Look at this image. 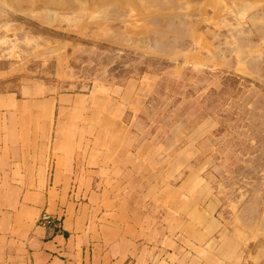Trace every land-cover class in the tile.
Returning a JSON list of instances; mask_svg holds the SVG:
<instances>
[{
	"label": "rangeland",
	"instance_id": "rangeland-1",
	"mask_svg": "<svg viewBox=\"0 0 264 264\" xmlns=\"http://www.w3.org/2000/svg\"><path fill=\"white\" fill-rule=\"evenodd\" d=\"M0 170L5 264H264V0H0Z\"/></svg>",
	"mask_w": 264,
	"mask_h": 264
},
{
	"label": "crops",
	"instance_id": "crops-1",
	"mask_svg": "<svg viewBox=\"0 0 264 264\" xmlns=\"http://www.w3.org/2000/svg\"><path fill=\"white\" fill-rule=\"evenodd\" d=\"M13 98V96L11 94L6 95L5 96V101L2 100V102H5L4 105L2 107L5 106V104L9 101H11ZM43 157V159L41 160V162H44V155L41 156ZM56 162V159L54 160V158L51 159V162L54 166V163ZM56 166V164H55ZM54 166V167H55ZM20 170V168H19ZM22 170V169H21ZM2 171V170H0ZM35 171H36V177L40 176L41 178L36 179L35 180V186H33L35 189H32L33 192L28 191V188H26V186L28 187V185H25V188H21V182H18L20 184H17L16 186L20 188V192H25L26 194L28 192L31 193H42L43 192V182H42V178L44 177L43 174V166L42 165H36L35 167ZM54 176V173H53ZM4 185V182H0V187ZM22 186V185H21ZM1 192V189H0ZM16 236L19 237V242L22 241V239H24V241H27V236L26 235H15V234H10V233H3L0 232V264H5V259L11 257V250L9 248V241L11 240V237ZM34 238H36V240L39 242L38 244H36L35 249L33 250L32 255H34V257L38 260L36 262V264H58V260H59V256L57 254H55L54 249H50L51 244L55 241V240H59V237L56 235L51 236V238L47 241H41L39 238H37V236H34L33 238H31V241L34 240ZM26 246V245H25ZM26 255V251L25 253H23V257L25 258ZM20 259L22 258V252H20L19 255ZM19 264H22L21 261ZM26 264V263H24Z\"/></svg>",
	"mask_w": 264,
	"mask_h": 264
}]
</instances>
